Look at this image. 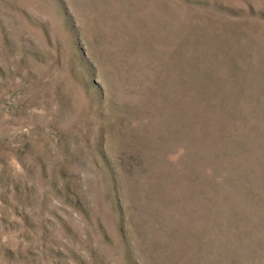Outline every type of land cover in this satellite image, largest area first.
Segmentation results:
<instances>
[{"label": "rangeland", "instance_id": "obj_1", "mask_svg": "<svg viewBox=\"0 0 264 264\" xmlns=\"http://www.w3.org/2000/svg\"><path fill=\"white\" fill-rule=\"evenodd\" d=\"M0 264H264V0H0Z\"/></svg>", "mask_w": 264, "mask_h": 264}]
</instances>
